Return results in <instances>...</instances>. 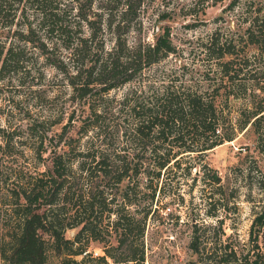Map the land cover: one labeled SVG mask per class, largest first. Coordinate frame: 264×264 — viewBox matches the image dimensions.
Instances as JSON below:
<instances>
[{"label": "trees", "instance_id": "trees-1", "mask_svg": "<svg viewBox=\"0 0 264 264\" xmlns=\"http://www.w3.org/2000/svg\"><path fill=\"white\" fill-rule=\"evenodd\" d=\"M148 1L101 0L94 6L93 0H0V75L23 66L28 44L39 48L47 62L61 72L70 88L69 99L80 100L87 108L85 114L77 116L81 121L77 132L86 134L95 129L99 134L106 127L101 124L99 100L110 99L106 93L115 86L134 78L140 80L119 100L121 120L108 125L118 133L117 147L102 148L93 140L82 147L71 144L74 137L66 132L75 115L70 111L56 133L49 166L26 169L21 176L5 181L8 183L0 191L3 262L46 264L50 252L67 257L88 253L90 240L100 242L103 250L92 264L106 262L105 256L125 264L141 262L145 220L163 173L177 164L180 156L194 153L197 157L236 134L230 125L224 127L214 99L203 92L169 90L168 86L158 92L152 87V79L142 82L143 69L172 49L167 26L153 33L151 40L142 36L141 11ZM253 2L245 41L256 54L220 59L219 70L226 81L246 77L256 82L259 76L264 78V1ZM34 16L39 17L38 24L46 26L48 37L55 34L66 54L57 53L52 43L41 38L39 27L32 23ZM164 16V12L159 13L160 18ZM130 30L136 31L132 43L126 39ZM106 39L110 41L108 46ZM220 43L210 38L208 48ZM223 55L221 51L216 57ZM263 112L264 103L252 105L237 123L238 131L255 127ZM59 117L55 121H60ZM42 139L38 137L39 143ZM59 144L66 148L57 150ZM172 144L182 149H173ZM211 179L217 182L219 177L214 172ZM263 225L264 203L248 227L251 246L239 251L231 245L227 250L225 243L216 258L209 259L211 252L202 255L199 236L193 230L189 246L197 258L171 264H264V239L262 243L258 240L264 234ZM75 226V233L66 236V229ZM110 228L116 246H124L120 255L109 251V239L100 233L104 230L108 234Z\"/></svg>", "mask_w": 264, "mask_h": 264}, {"label": "rangeland", "instance_id": "rangeland-1", "mask_svg": "<svg viewBox=\"0 0 264 264\" xmlns=\"http://www.w3.org/2000/svg\"><path fill=\"white\" fill-rule=\"evenodd\" d=\"M60 1L68 3V0ZM100 1L93 0L94 6ZM251 2L255 5L253 0H149L141 11L142 36L151 40L153 33L167 26L172 45L164 57L143 69L142 82L152 79V87L158 92L164 86L169 90L203 92L214 99L217 111L224 118L221 120L224 127L228 129L230 125L236 134L197 157L194 153H180L184 155L178 163L163 173L151 202L152 210L145 220L144 258L127 264H171L196 259L197 253L189 246L193 230L199 236L202 255L211 252L208 259L216 258L225 243L227 250L231 245L239 251L251 246L248 227L255 211L264 203V112L255 127L238 131L236 126L252 105L264 103V78L259 76L256 82L246 77L226 81L218 64L220 59L233 55L243 59L256 54L245 41ZM160 12L165 13L163 18L159 17ZM38 21L39 17L34 16L32 23L39 27L41 38L52 43L57 53L66 54L55 34L48 37L46 26ZM135 38V30L126 34L129 43ZM210 38L222 43L208 48ZM109 44L106 39L105 46ZM221 51L224 55L216 57ZM22 65L0 75V191L8 183L5 181L21 176L26 169L41 170L49 166L56 133L70 111L75 115L66 132L74 137L71 144L82 147L93 140L102 148L117 147L120 138L109 126L121 120L119 100L123 94L140 81L134 78L109 89L106 94L110 99L99 100L101 124L106 127L99 134L95 129L82 134L77 132L81 123L77 116L85 114L87 108L80 100L69 99L70 88L61 72L47 62L39 48L30 44L25 47ZM58 117L60 121H55ZM39 136L43 138L41 143ZM65 148V144H59L57 150ZM39 149L43 150L40 155ZM214 172L219 177L217 182L211 179ZM76 229L77 226L66 229L65 235L71 237ZM108 232L100 233L108 237L109 251L120 255L124 246H116L111 228ZM262 239L264 234L258 237L260 243ZM86 251L68 257L50 252L46 264H92L103 254L101 243L95 240L88 242ZM105 259L106 262L97 264H125L108 256ZM0 264L7 263L0 259Z\"/></svg>", "mask_w": 264, "mask_h": 264}]
</instances>
